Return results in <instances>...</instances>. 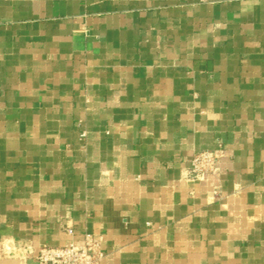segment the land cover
Listing matches in <instances>:
<instances>
[{"label":"crops","instance_id":"0c3cea01","mask_svg":"<svg viewBox=\"0 0 264 264\" xmlns=\"http://www.w3.org/2000/svg\"><path fill=\"white\" fill-rule=\"evenodd\" d=\"M84 233L99 264H264V0H0V264Z\"/></svg>","mask_w":264,"mask_h":264},{"label":"built area","instance_id":"2783aa9c","mask_svg":"<svg viewBox=\"0 0 264 264\" xmlns=\"http://www.w3.org/2000/svg\"><path fill=\"white\" fill-rule=\"evenodd\" d=\"M223 155L221 147L196 153L188 167L191 178L215 173L217 163ZM72 233L71 229H67ZM28 253H33L38 264H99L103 257L100 240L91 233H84L79 242L70 241L63 245H42L37 251L27 247Z\"/></svg>","mask_w":264,"mask_h":264}]
</instances>
